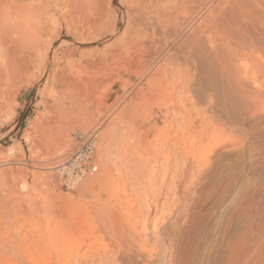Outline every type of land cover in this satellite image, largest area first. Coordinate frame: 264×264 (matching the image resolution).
Instances as JSON below:
<instances>
[{
    "label": "bare ground",
    "instance_id": "obj_1",
    "mask_svg": "<svg viewBox=\"0 0 264 264\" xmlns=\"http://www.w3.org/2000/svg\"><path fill=\"white\" fill-rule=\"evenodd\" d=\"M116 2L121 9L125 7L137 15L138 20L144 19L146 24L139 21L136 24L128 12L123 13V33L112 40L116 30L114 24H107L105 0H0V112L7 108L5 97L12 94V88L27 75L30 67L40 72L43 80L51 78L52 82L60 84L59 87H69L78 99L83 94L81 90L87 87L111 88L122 84L119 89H123L133 85V77L143 81L148 76L147 87L152 89L150 85L156 81L163 88L162 96L155 89L161 100L156 97L152 100L154 96L151 95L156 110L152 115L153 124H157L161 109L171 107L172 113L177 111L174 97L178 98V93L182 99L188 98L191 105L204 106L223 122L220 123L222 126L234 117L245 121L246 114L256 108L264 110V105L260 106L264 98V0ZM172 3L178 8L167 11L166 6H174ZM147 28H151L150 33ZM156 33L162 36L163 44L158 43L160 38L156 39ZM101 41L106 45L94 47ZM169 42L172 44L170 49ZM163 51L165 54L161 55ZM149 52H153V56ZM158 56L162 63L156 66L153 62L150 68ZM166 66L173 75L167 74ZM52 69L54 73L48 77V71ZM176 84L180 89L174 96ZM147 94L141 90L136 92L139 103L134 106L137 110H142V104H146ZM129 106H122V111ZM167 114L168 111L162 114L163 120ZM141 127L138 125V130ZM198 132L176 136V140L174 136L161 137L163 143L178 144L184 153L182 165L174 175L177 181L182 182L190 173L189 176H195L199 166L208 163L210 154L230 139L225 137V131L206 132L201 128ZM6 151L10 154L12 149ZM73 154L71 148L66 154L67 159ZM161 158L167 165L171 155L162 153ZM67 159L55 162V166L57 170L64 167L67 180L75 184L69 167H66ZM8 161L0 156V177L3 181L10 179L13 185L11 193L0 192V264H159L150 249L160 242V237L157 232L148 236L146 225L151 223L153 215L158 220L177 210L179 217L186 209L178 202L173 207L167 202L158 203L163 197L161 182L167 177L166 168L163 173L161 168L158 169L161 180L152 183V179V184L147 183L144 190H140L145 205H140L134 215L129 212L118 217L119 214L105 213L96 205L76 209L69 199L54 193H48L44 198L34 197L24 188L26 177L20 165ZM156 169L145 168L142 174L153 177ZM9 205L13 210L7 212L4 207Z\"/></svg>",
    "mask_w": 264,
    "mask_h": 264
},
{
    "label": "rangeland",
    "instance_id": "obj_2",
    "mask_svg": "<svg viewBox=\"0 0 264 264\" xmlns=\"http://www.w3.org/2000/svg\"><path fill=\"white\" fill-rule=\"evenodd\" d=\"M105 2L107 24H114L116 30L112 40L118 39L123 33L121 14L128 12L135 23L145 22L144 19L138 20V16L127 8L121 9L116 0ZM172 5L173 9L171 5L170 8L166 6L167 11L173 12L178 8V5ZM153 24L156 25L154 21ZM150 29L147 28L148 33ZM155 36L157 40L160 38L159 44L164 43L159 33ZM169 43L170 49L172 44ZM103 45L106 43L101 41L94 47ZM153 54L151 52L149 55ZM160 54H165V51ZM153 62L156 66L161 64V57H156ZM166 68L167 74L173 75L171 69L168 66ZM53 73L54 69L48 71V77ZM133 78L134 90L132 84L123 89H119V86L123 87L122 84L111 88L97 86L99 90L97 87H87V90H81L84 95L78 99L76 94L73 96L72 89L62 86L64 92L60 84L52 82L51 78L43 80L40 72L30 67L27 75L12 88V94L9 97L5 95L7 108L0 112V156L9 159V163L15 161L20 165L26 177L24 188L34 197L44 198L48 193H54L69 199L76 209L96 205L105 213L110 211L119 214L118 217L129 212L134 215L140 205H145L140 190H144L147 183L161 180L160 170L163 173L166 168L167 177L161 182L163 197L158 203L167 202L173 207L178 202L186 209L179 217L177 210L158 220L153 215L151 223L146 225L148 236L157 232L160 237V242L150 249L159 264H264V110L256 108L246 114L245 121L234 117L222 126L220 123L223 122L211 115L204 106L191 105L192 102L188 98L185 100L186 97L182 99L181 93H178L180 86L176 84L174 96L178 93V98L174 97V102L177 103V111L172 113L171 107L161 109L157 124H153L152 117L156 110L151 97L154 96L152 100L155 97L161 100L156 94L162 96L163 88L154 81L150 85L151 89L146 86L148 79L139 81V78ZM155 89L159 91L156 93ZM138 90L144 95L147 91L149 93L142 110L134 106L139 103L135 97ZM69 91L72 92L71 98ZM126 95H130V98H126ZM124 105L134 108L129 106L127 112L122 111ZM261 105H264V98ZM167 111L165 126L162 114ZM142 113L146 114L142 116ZM138 125H142L140 130ZM185 126L187 130H184ZM201 128L206 132L225 131V137L230 139L210 154L208 163L199 166V173L196 171L197 174L192 177L189 176L191 173L187 174L182 182L177 181L174 175L182 165L181 155L184 153H181L178 144L172 141L163 143L162 138L174 136L176 140V136L198 134ZM76 131H93L98 135L86 171L78 179L72 176L73 184L67 180L69 178L63 172L64 167L57 170L55 162L67 159L66 154L74 147L72 136ZM155 140L159 142L156 144ZM174 145H177V149L173 148ZM8 148L12 149L10 154H7ZM172 148L174 150L171 153ZM168 152L171 160L166 165L161 156ZM176 161L179 163L176 164ZM152 167L161 169L153 177L142 174L145 168L155 170ZM58 176H61L60 179ZM11 182L10 179L3 181L0 177V192L11 193ZM4 208L7 212L13 210L10 205Z\"/></svg>",
    "mask_w": 264,
    "mask_h": 264
},
{
    "label": "built area",
    "instance_id": "obj_3",
    "mask_svg": "<svg viewBox=\"0 0 264 264\" xmlns=\"http://www.w3.org/2000/svg\"><path fill=\"white\" fill-rule=\"evenodd\" d=\"M97 135L98 134L93 131H76L73 134L74 147L72 150L74 154L68 157L66 161V167H69L68 169L73 177H81L86 171V166L94 150V143Z\"/></svg>",
    "mask_w": 264,
    "mask_h": 264
}]
</instances>
